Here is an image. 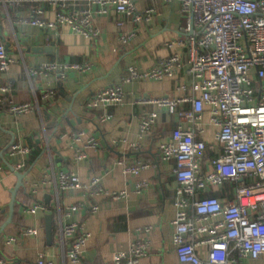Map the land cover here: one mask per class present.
<instances>
[{"label":"crops","instance_id":"1","mask_svg":"<svg viewBox=\"0 0 264 264\" xmlns=\"http://www.w3.org/2000/svg\"><path fill=\"white\" fill-rule=\"evenodd\" d=\"M136 8L142 12L153 9L152 18L135 24L117 14L112 6L106 15H94L99 36L88 37L68 25L46 29L19 23V18L30 13L28 4L0 7V41L19 61L9 71L0 72V85L11 88L7 96L17 103H38L32 113L17 116L0 108V229L8 223L0 235V264H37L41 256L52 264H74L68 258V244L63 237V227L72 222L82 224L91 233L81 264H113L116 252L126 251L142 240L150 241L151 246L149 254L139 264H180L173 236L179 212L176 203L182 196L174 163L163 161L159 149L161 143L171 140L172 130L178 124L186 126L187 123L181 122L177 115L135 100L182 95L176 86L189 82L185 71L177 72L173 78L123 84L126 97L121 104L96 110L86 105L102 89L120 84L129 67L145 72L162 59L183 51L180 46H166L177 40L180 28L187 25L179 2L137 0ZM57 12L55 7L47 6L43 17L55 21ZM118 21H123L124 25L119 26ZM130 32H135L136 36L123 43L121 36ZM53 62L90 68L86 71L67 69L63 78L54 71L33 77L28 73L30 69ZM252 75L255 76V71ZM255 84L258 87V83ZM49 88L55 90L56 96L45 100L42 94ZM182 108L190 109L191 104ZM152 111H158L157 122L148 134H142L140 118ZM103 116L110 118L102 121ZM203 126L206 132L199 137L208 145L203 162L206 166L207 161L220 153L215 139L218 128L211 124L208 107ZM80 131L85 134L77 142L73 135ZM90 138H95L97 147L88 146ZM12 144L26 146L30 153L27 157L12 155ZM79 151L85 158H78ZM23 161L26 167L17 170V165ZM139 161L148 163V167L138 175L123 172L121 162L131 165ZM17 171L26 176L24 186L17 193L10 221ZM61 172H74L87 185L98 177L104 190L127 191L128 196L114 200L109 195H96L84 188L61 190ZM139 183L146 186L138 189ZM234 187L232 183L210 187L205 195L229 202L234 197ZM35 202H41L45 209L28 213L26 206ZM93 205L98 206L97 211H92ZM69 206H78V209L68 215L65 208ZM48 215L53 217L51 240L46 229ZM26 228H34L37 233L23 235ZM204 237L197 236L199 240ZM208 250L207 245H201L198 254L206 259ZM241 264H264V257L247 258Z\"/></svg>","mask_w":264,"mask_h":264},{"label":"built area","instance_id":"2","mask_svg":"<svg viewBox=\"0 0 264 264\" xmlns=\"http://www.w3.org/2000/svg\"><path fill=\"white\" fill-rule=\"evenodd\" d=\"M137 0H0V7H21L30 5V13L18 19L19 23L52 29L68 25L73 31L88 37L99 36L94 15H106L110 7L117 14L138 24L149 21L153 9L145 12L136 8ZM173 2L175 0H164ZM187 25L179 30L177 40L166 43L168 48L180 46L183 51L173 53L145 72L129 67L121 77V83L99 91L87 102V107L96 110L102 106L118 105L124 102L123 84L136 80H163L173 78L184 70L188 83L178 84L180 96L137 98L136 103L154 105L168 114L177 115L186 126L178 124L172 130L171 140L161 143L160 156L163 161L174 163V174L178 181L181 198L174 221L173 243L180 264H241L244 259L264 257V0H176ZM55 7L58 12L55 21L43 17L44 8ZM123 26V21H118ZM135 32L121 36L128 43ZM19 62L12 57L6 45L0 41V72L9 71ZM89 66L66 63H47L30 69L31 77L56 72L65 77L67 69L89 70ZM255 71V76L252 72ZM255 83H258V87ZM11 88L0 85V108L13 115H24L35 111L38 103L13 101L7 96ZM258 93V95H257ZM53 88L44 91L42 98L53 99ZM191 104L190 109L182 108ZM208 107L211 124L218 128L215 139L220 153L203 166L207 143L199 136L206 132L203 121ZM110 116L101 117L102 121ZM158 111L148 112L140 118L142 134H148L156 124ZM84 132L73 135L81 141ZM95 138L88 139V146L97 147ZM135 146V145H132ZM30 149L12 144L11 154L27 157ZM78 158H85L80 153ZM123 164V172L138 175L148 163ZM26 161L17 165L25 168ZM2 168L0 167V173ZM234 184V197L223 202L219 197L205 195L210 187ZM146 184L139 183L137 188ZM61 190L84 188L96 195H109L114 200L124 199L127 191L109 192L100 186V179L94 177L90 184L82 182L74 172H61ZM45 209L41 202L26 206L28 213ZM78 206H69L65 212L70 215ZM92 211L98 206L93 205ZM150 231V229H147ZM34 228L23 229V235H34ZM198 235H204L201 240ZM64 241L68 244V258L74 264H81L83 252L91 233L77 222L63 227ZM14 239H9L11 243ZM207 245L208 256L203 259L198 248ZM150 241L134 243L126 251H118L113 264H139L150 252ZM37 264H52L43 256Z\"/></svg>","mask_w":264,"mask_h":264},{"label":"water","instance_id":"3","mask_svg":"<svg viewBox=\"0 0 264 264\" xmlns=\"http://www.w3.org/2000/svg\"><path fill=\"white\" fill-rule=\"evenodd\" d=\"M45 114H46L47 117L50 116L47 112H45ZM12 169L14 170L13 167H12ZM16 175L18 177V183H17L15 189L12 191V200H11V203H10V219H9L10 221L13 218V215H14V212H15V203H16L17 193H18L19 189L24 186L23 179L26 176V174L18 172V171L16 172ZM7 224L8 223L4 224L1 227L0 235L2 234V232L5 229ZM46 229H47V237H48L49 240H51L52 236H53V217H52V215H48L46 217Z\"/></svg>","mask_w":264,"mask_h":264}]
</instances>
